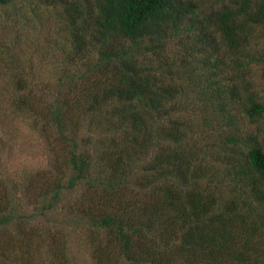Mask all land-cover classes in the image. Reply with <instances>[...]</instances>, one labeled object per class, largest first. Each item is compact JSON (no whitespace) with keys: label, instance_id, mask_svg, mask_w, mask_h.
Returning <instances> with one entry per match:
<instances>
[{"label":"trees","instance_id":"1","mask_svg":"<svg viewBox=\"0 0 264 264\" xmlns=\"http://www.w3.org/2000/svg\"><path fill=\"white\" fill-rule=\"evenodd\" d=\"M24 2L63 37L0 0V264L50 226L93 264H264V0Z\"/></svg>","mask_w":264,"mask_h":264},{"label":"rangeland","instance_id":"2","mask_svg":"<svg viewBox=\"0 0 264 264\" xmlns=\"http://www.w3.org/2000/svg\"><path fill=\"white\" fill-rule=\"evenodd\" d=\"M15 4L21 3L24 8L21 12L29 18V27L21 28V35L25 41L33 40L39 45V49L46 52L48 39L63 37V31L58 26L60 20L53 15H48L39 8L38 17L31 18V13L26 10L24 1L13 0ZM54 26V27H52ZM54 28V29H53ZM45 165L44 154L39 149L37 142L21 133L17 145L13 150V156L3 166L6 176H10L16 183L23 174H28ZM56 229V228H54ZM54 229L37 227L35 231L24 233L8 243L10 259L15 264H93L88 247L83 243L85 239L77 230L54 234ZM83 241V242H82Z\"/></svg>","mask_w":264,"mask_h":264}]
</instances>
